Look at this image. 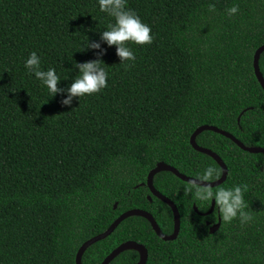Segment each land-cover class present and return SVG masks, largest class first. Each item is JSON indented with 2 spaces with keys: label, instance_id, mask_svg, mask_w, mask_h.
<instances>
[{
  "label": "trees",
  "instance_id": "trees-1",
  "mask_svg": "<svg viewBox=\"0 0 264 264\" xmlns=\"http://www.w3.org/2000/svg\"><path fill=\"white\" fill-rule=\"evenodd\" d=\"M126 8L153 36L150 45H127L136 57L127 70L116 46L101 39L115 19L98 0H0V264H75L85 240L131 209L170 235L171 209L151 195L146 177L159 162L193 178L209 165L221 175L189 144L201 125L264 148V92L252 67L264 44V0H126ZM89 42L100 48L84 50ZM32 52L42 70H56L60 89L79 77L75 63L101 58L107 87L64 105L67 91L52 97L25 67ZM258 66L264 79V51ZM195 142L227 167L214 191L247 185L253 219L224 223L215 206L200 216L193 206L204 213L212 201L185 195L186 182L161 171L152 184L178 210L176 239L161 240L145 218L131 216L89 246L82 264H100L126 241L145 247V264H264V154L212 131ZM138 260L129 249L109 264Z\"/></svg>",
  "mask_w": 264,
  "mask_h": 264
},
{
  "label": "clouds",
  "instance_id": "clouds-1",
  "mask_svg": "<svg viewBox=\"0 0 264 264\" xmlns=\"http://www.w3.org/2000/svg\"><path fill=\"white\" fill-rule=\"evenodd\" d=\"M98 2L100 11L115 19V23L109 24L108 30L101 33V39L106 41L109 46H116L120 63L127 70L132 65L125 62L136 59L133 51L127 45L130 43L140 46L150 45L153 42L152 30L141 21L134 11L126 8V0H98ZM208 10L214 12L215 5L210 4ZM238 10L239 6L234 5L227 11L229 16H232ZM99 48V43L89 42L84 50ZM102 62L101 58H97L89 62L75 63L80 75L66 89L58 88L60 77L56 74L55 69L49 68L47 71L41 69L40 58L35 52L30 54L25 62V67L30 74H34L47 87L52 97L58 92L67 91L68 99L64 100L63 104L70 105L72 97L90 96L107 87L108 73L102 67ZM219 176L220 172L217 168L211 165L206 166L202 173H197L194 179L186 181L183 188L184 194L190 195L200 202L212 201L214 198L215 209L219 211L224 223H231L237 217L242 225L250 222L253 217L245 211L248 205L244 199L247 185H237L229 189L219 187L214 191L209 182L218 180Z\"/></svg>",
  "mask_w": 264,
  "mask_h": 264
},
{
  "label": "water",
  "instance_id": "water-1",
  "mask_svg": "<svg viewBox=\"0 0 264 264\" xmlns=\"http://www.w3.org/2000/svg\"><path fill=\"white\" fill-rule=\"evenodd\" d=\"M264 51V44L259 46L254 54H253V58H252V67H253V72H254V76L257 80V82L259 83L261 89L264 92V79L262 77V74L259 70V66H258V59L260 54ZM203 131H212L215 132L227 139H229L230 141H232L236 146H238L240 149H242L245 152L251 153V154H257V153H261L264 154V148H249L244 146L239 140H237L233 135H231L230 133L220 130L215 126H210V125H201L199 127H197L192 134L189 137V144L191 146V148L199 153L205 154L207 156H209L210 158H212L220 167L221 169V175L219 177L218 180L209 182L211 183V186L214 188L216 186H219L220 184H222L227 176V167L226 165L223 163V161L221 160V158L215 154L214 152H212L211 150L207 149V148H203L200 147L196 144L195 142V137L197 135H199L200 133H202ZM161 171H168L171 172L173 175H175L178 179H180L183 182H186L190 179H194L193 177L190 176H186L182 173H180L179 171H177L175 168H173L170 165H167L163 162H159L157 163V165L152 168L146 177V182L145 185L146 187L149 189L150 193L152 196L156 197L157 199L163 201L170 209L172 212V217H173V231L170 235H166L164 234L159 226L157 225L155 219L152 217L151 214H149L148 212L144 211V210H140V209H131V210H127L123 213H121L117 218H115L112 223L108 226V228L102 232L99 233L95 236H92L91 238L85 240L77 249L76 254H75V264H82L81 263V256L84 253V251L91 246L92 244L103 240L104 238H106L107 236H109L114 230L115 228L126 218L131 217V216H140L145 218L151 225L152 229L154 230L155 234L163 241H173L176 239L178 233H179V227H180V221H179V213L178 210L175 206V204L168 199L167 197L163 196L160 192H158L152 184V179L153 176L156 173H159ZM150 199V197H148ZM214 206H215V202L214 200H212L210 208L207 212L204 213H199L197 211V208L195 206H193V209L195 212H197V214H199L200 216H207L209 214H211L214 210ZM116 207V203L113 205V208ZM206 224L208 225L209 223L206 222ZM220 225V218L218 217V220L216 223L212 224L211 226H209V234H213L219 227ZM136 250L139 253V260L136 264H145L146 263V259H147V250L145 249V247L137 242L134 241H126L121 243L120 245H118L116 248H114L102 261L100 264H109L119 253L125 251V250Z\"/></svg>",
  "mask_w": 264,
  "mask_h": 264
}]
</instances>
